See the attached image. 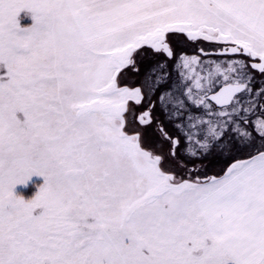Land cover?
<instances>
[{"label":"snow or ice","instance_id":"obj_1","mask_svg":"<svg viewBox=\"0 0 264 264\" xmlns=\"http://www.w3.org/2000/svg\"><path fill=\"white\" fill-rule=\"evenodd\" d=\"M0 264H264V0H0Z\"/></svg>","mask_w":264,"mask_h":264},{"label":"rangeland","instance_id":"obj_2","mask_svg":"<svg viewBox=\"0 0 264 264\" xmlns=\"http://www.w3.org/2000/svg\"><path fill=\"white\" fill-rule=\"evenodd\" d=\"M39 183H42V178H33V180L29 181L27 184L16 185L14 188V193L17 195H21L25 199L30 198L33 195V193L36 191V188L33 191V193L30 194V193H28L29 191L27 192L28 187L30 185L39 184Z\"/></svg>","mask_w":264,"mask_h":264},{"label":"trees","instance_id":"obj_3","mask_svg":"<svg viewBox=\"0 0 264 264\" xmlns=\"http://www.w3.org/2000/svg\"><path fill=\"white\" fill-rule=\"evenodd\" d=\"M34 190H35V187H34V185H30V186L28 187V190H27V192L29 191L28 193H30V194H31V193H33V191H34Z\"/></svg>","mask_w":264,"mask_h":264},{"label":"flooded vegetation","instance_id":"obj_4","mask_svg":"<svg viewBox=\"0 0 264 264\" xmlns=\"http://www.w3.org/2000/svg\"><path fill=\"white\" fill-rule=\"evenodd\" d=\"M187 51L189 52V54H191V53L194 51V48L189 47V48L187 49Z\"/></svg>","mask_w":264,"mask_h":264}]
</instances>
